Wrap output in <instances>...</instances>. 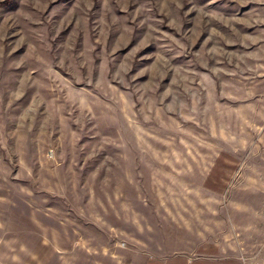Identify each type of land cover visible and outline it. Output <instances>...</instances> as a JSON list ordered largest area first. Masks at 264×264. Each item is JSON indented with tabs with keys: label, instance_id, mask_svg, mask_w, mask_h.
Instances as JSON below:
<instances>
[{
	"label": "rangeland",
	"instance_id": "374dc122",
	"mask_svg": "<svg viewBox=\"0 0 264 264\" xmlns=\"http://www.w3.org/2000/svg\"><path fill=\"white\" fill-rule=\"evenodd\" d=\"M264 255V0H0L5 264Z\"/></svg>",
	"mask_w": 264,
	"mask_h": 264
},
{
	"label": "crops",
	"instance_id": "0c3cea01",
	"mask_svg": "<svg viewBox=\"0 0 264 264\" xmlns=\"http://www.w3.org/2000/svg\"><path fill=\"white\" fill-rule=\"evenodd\" d=\"M0 264H5L3 257L0 256ZM255 264H264V255Z\"/></svg>",
	"mask_w": 264,
	"mask_h": 264
}]
</instances>
